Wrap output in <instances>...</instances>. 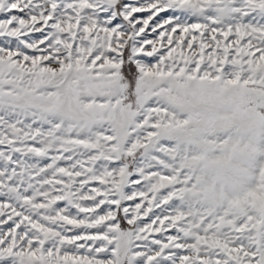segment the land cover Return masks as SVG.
<instances>
[{"label": "snow or ice", "instance_id": "snow-or-ice-1", "mask_svg": "<svg viewBox=\"0 0 264 264\" xmlns=\"http://www.w3.org/2000/svg\"><path fill=\"white\" fill-rule=\"evenodd\" d=\"M194 19L183 0H0V264H264V236L185 214L153 133L70 127L41 92L65 65L131 82L232 39Z\"/></svg>", "mask_w": 264, "mask_h": 264}, {"label": "rangeland", "instance_id": "rangeland-1", "mask_svg": "<svg viewBox=\"0 0 264 264\" xmlns=\"http://www.w3.org/2000/svg\"><path fill=\"white\" fill-rule=\"evenodd\" d=\"M183 4L195 18L193 25L207 37L231 33L227 44L221 38V51L209 39L212 50L207 55L196 49L188 54L192 57L188 62L146 68L131 82L119 71L93 70L83 63L69 70L65 65L58 77L60 87L45 89L41 82V92L55 96L53 109L70 127H113L117 120L109 113H131L118 120L131 126L124 131L141 137L153 133L150 143L165 150L166 162L175 169L172 175L183 181L173 191L182 193L185 214L199 212L193 216L196 224L207 218L209 225L238 228L256 239L264 236V116L260 113L264 27L257 26H264V0H183ZM129 89L139 106L135 110L126 99ZM241 104L247 107L238 115ZM196 109H202L206 118L197 114L193 120L190 114ZM233 124L244 134L239 139L225 131ZM230 145L250 150L248 160L236 165L243 175L213 177L209 165L221 164L226 158L220 153ZM221 178L227 183L222 184Z\"/></svg>", "mask_w": 264, "mask_h": 264}, {"label": "clouds", "instance_id": "clouds-1", "mask_svg": "<svg viewBox=\"0 0 264 264\" xmlns=\"http://www.w3.org/2000/svg\"><path fill=\"white\" fill-rule=\"evenodd\" d=\"M179 92L180 90H174ZM126 99H129L133 105H134V110L137 109L139 106L135 104L134 98L131 96V89H129V95L126 97ZM170 107H174V105H170ZM232 107V106H228ZM247 107L246 104H241L238 110V115L243 114L244 109ZM197 114H199V118H206V113L202 109H196L194 110L190 116L193 120L197 118ZM99 115V114H97ZM111 115L113 120H118V119H123L125 116L130 117L131 113H109ZM228 135H233L235 134L237 139L240 138L241 135H244L243 133H238L235 124L230 125L225 129ZM248 139H251V135H248ZM250 152V150H249ZM249 152H244L239 148H233L231 145L226 147L224 150L221 151V155L224 156L226 159L219 165H209L208 171L213 177H224V176H230L232 174H237V175H243L242 172H239L238 169L236 168V165L240 163H244L248 160L249 158ZM220 182L222 184H226L227 181L223 180L222 178L220 179Z\"/></svg>", "mask_w": 264, "mask_h": 264}, {"label": "trees", "instance_id": "trees-1", "mask_svg": "<svg viewBox=\"0 0 264 264\" xmlns=\"http://www.w3.org/2000/svg\"><path fill=\"white\" fill-rule=\"evenodd\" d=\"M260 113L262 114V116H264V107L260 109Z\"/></svg>", "mask_w": 264, "mask_h": 264}]
</instances>
